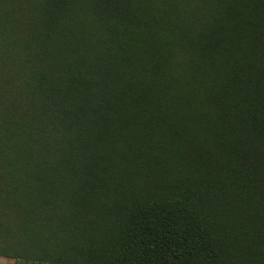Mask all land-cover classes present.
I'll list each match as a JSON object with an SVG mask.
<instances>
[{
	"label": "trees",
	"instance_id": "trees-1",
	"mask_svg": "<svg viewBox=\"0 0 264 264\" xmlns=\"http://www.w3.org/2000/svg\"><path fill=\"white\" fill-rule=\"evenodd\" d=\"M0 256L264 264V0H0Z\"/></svg>",
	"mask_w": 264,
	"mask_h": 264
},
{
	"label": "rangeland",
	"instance_id": "rangeland-1",
	"mask_svg": "<svg viewBox=\"0 0 264 264\" xmlns=\"http://www.w3.org/2000/svg\"><path fill=\"white\" fill-rule=\"evenodd\" d=\"M0 264H13V259L10 257L0 256Z\"/></svg>",
	"mask_w": 264,
	"mask_h": 264
}]
</instances>
